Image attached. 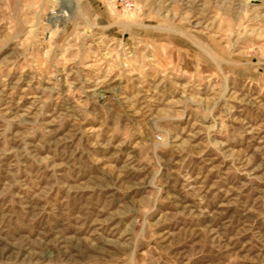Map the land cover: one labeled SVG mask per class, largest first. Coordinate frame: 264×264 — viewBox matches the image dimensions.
Wrapping results in <instances>:
<instances>
[{
  "label": "rangeland",
  "instance_id": "obj_1",
  "mask_svg": "<svg viewBox=\"0 0 264 264\" xmlns=\"http://www.w3.org/2000/svg\"><path fill=\"white\" fill-rule=\"evenodd\" d=\"M0 0V264H264V0Z\"/></svg>",
  "mask_w": 264,
  "mask_h": 264
},
{
  "label": "built area",
  "instance_id": "obj_2",
  "mask_svg": "<svg viewBox=\"0 0 264 264\" xmlns=\"http://www.w3.org/2000/svg\"><path fill=\"white\" fill-rule=\"evenodd\" d=\"M110 2H114L118 6L124 8V9H131L134 6L133 0H107Z\"/></svg>",
  "mask_w": 264,
  "mask_h": 264
}]
</instances>
